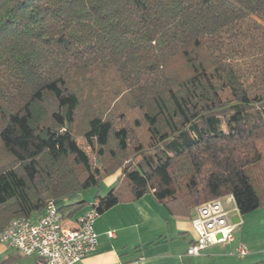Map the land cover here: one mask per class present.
I'll return each instance as SVG.
<instances>
[{"label":"trees","instance_id":"trees-1","mask_svg":"<svg viewBox=\"0 0 264 264\" xmlns=\"http://www.w3.org/2000/svg\"><path fill=\"white\" fill-rule=\"evenodd\" d=\"M113 175L99 216L264 205V0H0V232Z\"/></svg>","mask_w":264,"mask_h":264},{"label":"crops","instance_id":"crops-1","mask_svg":"<svg viewBox=\"0 0 264 264\" xmlns=\"http://www.w3.org/2000/svg\"><path fill=\"white\" fill-rule=\"evenodd\" d=\"M116 176H109L113 185ZM79 196L80 193L75 194L62 203L72 202ZM220 200L230 218L239 222L231 243L211 245L198 256L188 254L186 251L197 237L192 226L197 206L189 217L173 215L153 193H147L98 216L94 230L99 235V245L76 264H252L263 261L264 205L241 214L232 195ZM90 208L91 205L80 215L63 219V224L76 226L78 217ZM41 216L35 214L31 219L35 221ZM109 232H114V237ZM240 244L247 247L248 253L244 256L235 251ZM42 263L38 256L24 255L0 242V264Z\"/></svg>","mask_w":264,"mask_h":264},{"label":"built area","instance_id":"built-area-1","mask_svg":"<svg viewBox=\"0 0 264 264\" xmlns=\"http://www.w3.org/2000/svg\"><path fill=\"white\" fill-rule=\"evenodd\" d=\"M47 206L46 213L35 221L27 217L12 219L0 232V242L24 255L38 256L42 264H76L97 248L99 235L94 225L99 213L94 207L79 217L76 226L68 227L63 224L56 203L51 201ZM196 211L192 226L197 237L186 251L188 254L198 256L211 245L235 240L239 222L230 218L220 199L198 205ZM246 248L240 244L235 251L244 256L248 253Z\"/></svg>","mask_w":264,"mask_h":264},{"label":"rangeland","instance_id":"rangeland-1","mask_svg":"<svg viewBox=\"0 0 264 264\" xmlns=\"http://www.w3.org/2000/svg\"><path fill=\"white\" fill-rule=\"evenodd\" d=\"M113 105L116 106L115 108V112H118L117 114H120L122 111H125V113L127 114V120H129V122H131L130 124L134 123V120L135 119H139V120H142V114L140 111L136 110V109H127L123 103V101H116V102H113ZM81 124V122H80ZM141 126L140 127H135L134 128V132L138 135V137H140L142 140H146V136H147V132H146V125L143 124V122H141ZM78 139H82V137H79ZM84 144V142H83ZM136 158H133V155H129L128 156V159L126 162H124L125 165H130L131 162H135ZM111 178L110 177H106L102 180V182L100 183L99 187H93L89 190H86V191H82L80 192V196L78 197L77 200H82V199H85L86 201H88L89 205L83 207L81 209V211L79 210V212L77 213V215H80L84 210H86L91 203H93L96 199V196L97 195H105L110 188H112V185L113 183L111 182ZM115 181V180H113ZM157 182V180L155 181ZM88 211V210H87ZM87 213V212H85ZM84 213V214H85ZM83 215V214H82ZM81 215V216H82ZM80 217V216H79ZM78 217V218H79ZM98 218V217H97Z\"/></svg>","mask_w":264,"mask_h":264},{"label":"water","instance_id":"water-1","mask_svg":"<svg viewBox=\"0 0 264 264\" xmlns=\"http://www.w3.org/2000/svg\"><path fill=\"white\" fill-rule=\"evenodd\" d=\"M234 221H236V220H234Z\"/></svg>","mask_w":264,"mask_h":264}]
</instances>
